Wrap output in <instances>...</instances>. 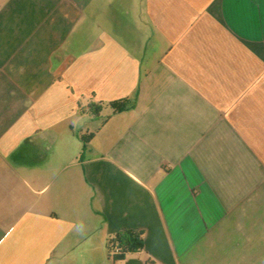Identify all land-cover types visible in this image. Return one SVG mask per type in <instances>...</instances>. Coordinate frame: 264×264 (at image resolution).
Returning a JSON list of instances; mask_svg holds the SVG:
<instances>
[{"label":"crops","instance_id":"0c3cea01","mask_svg":"<svg viewBox=\"0 0 264 264\" xmlns=\"http://www.w3.org/2000/svg\"><path fill=\"white\" fill-rule=\"evenodd\" d=\"M123 229L119 264H264V0H0V264Z\"/></svg>","mask_w":264,"mask_h":264},{"label":"trees","instance_id":"16d2710c","mask_svg":"<svg viewBox=\"0 0 264 264\" xmlns=\"http://www.w3.org/2000/svg\"><path fill=\"white\" fill-rule=\"evenodd\" d=\"M125 99L110 102L108 105L111 107L112 112H119L123 110ZM100 105L90 103L87 109L79 107L78 113L87 116H98L100 112ZM94 133L80 134L79 138L82 142V147L85 149L89 142L92 140ZM143 236L142 230H129L123 229L114 233L107 242L109 250L108 258L112 264H119L123 262L127 255L138 253L143 249ZM114 251L112 254L111 252ZM145 264H155L152 261L146 260Z\"/></svg>","mask_w":264,"mask_h":264},{"label":"built area","instance_id":"2783aa9c","mask_svg":"<svg viewBox=\"0 0 264 264\" xmlns=\"http://www.w3.org/2000/svg\"><path fill=\"white\" fill-rule=\"evenodd\" d=\"M114 251L111 252V254L113 253Z\"/></svg>","mask_w":264,"mask_h":264}]
</instances>
